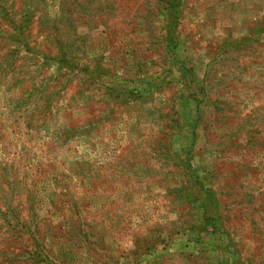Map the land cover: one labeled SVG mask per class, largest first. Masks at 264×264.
Returning a JSON list of instances; mask_svg holds the SVG:
<instances>
[{
  "label": "rangeland",
  "instance_id": "1",
  "mask_svg": "<svg viewBox=\"0 0 264 264\" xmlns=\"http://www.w3.org/2000/svg\"><path fill=\"white\" fill-rule=\"evenodd\" d=\"M0 264H264V0H0Z\"/></svg>",
  "mask_w": 264,
  "mask_h": 264
}]
</instances>
